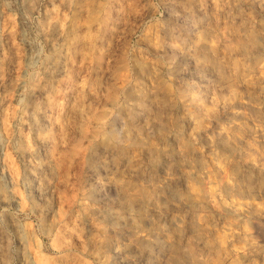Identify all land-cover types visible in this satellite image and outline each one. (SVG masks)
I'll list each match as a JSON object with an SVG mask.
<instances>
[{
  "label": "clouds",
  "instance_id": "1",
  "mask_svg": "<svg viewBox=\"0 0 264 264\" xmlns=\"http://www.w3.org/2000/svg\"><path fill=\"white\" fill-rule=\"evenodd\" d=\"M0 264H264V0H0Z\"/></svg>",
  "mask_w": 264,
  "mask_h": 264
}]
</instances>
